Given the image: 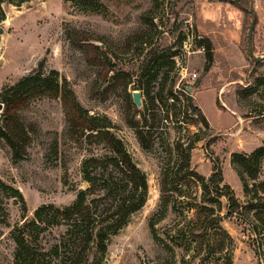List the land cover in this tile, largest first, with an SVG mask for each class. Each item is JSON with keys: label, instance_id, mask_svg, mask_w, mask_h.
I'll use <instances>...</instances> for the list:
<instances>
[{"label": "rangeland", "instance_id": "rangeland-1", "mask_svg": "<svg viewBox=\"0 0 264 264\" xmlns=\"http://www.w3.org/2000/svg\"><path fill=\"white\" fill-rule=\"evenodd\" d=\"M256 1L0 0V120L5 88L41 66L43 77L65 83L83 111L122 141L146 176L144 205L110 237L101 264H264V156L250 158L264 146V26ZM251 7L254 56L247 44ZM69 33L100 37L89 42L102 45L110 60L105 80L102 66L90 60L101 53L73 43ZM170 89L179 95L175 105L166 98ZM152 113L163 117L154 127ZM18 115L30 141L14 161L0 139V179L19 190L26 211L17 197L0 192L6 213L0 264H14L17 224L44 204L71 205L88 186L84 161L111 155L105 144L70 133L59 97H34ZM216 167L239 213H228L226 189L204 191ZM66 231L64 224L49 227L39 246L49 251L64 239L75 251ZM95 251L88 244L80 264L99 259Z\"/></svg>", "mask_w": 264, "mask_h": 264}, {"label": "trees", "instance_id": "trees-1", "mask_svg": "<svg viewBox=\"0 0 264 264\" xmlns=\"http://www.w3.org/2000/svg\"><path fill=\"white\" fill-rule=\"evenodd\" d=\"M249 13L251 14L250 11ZM68 38L81 47H89L91 50L100 53L102 51V45L89 42L91 40L98 41L100 37H92L91 39L79 37L76 39L77 37L69 33ZM207 49L211 50V44ZM208 59L212 60L211 53L208 54ZM90 60L98 62L102 66L101 76L105 80L109 74V70L106 68L107 60L110 62L108 56L101 53L100 56L94 57V59L90 58ZM40 70L41 66L30 74L21 77L14 85L5 88V108L0 120V139L10 148L13 160L17 161L22 158V153L25 152V147L30 141V135L20 120L18 112L32 98L42 95L60 98L70 133L79 137L85 136L90 143L105 144L110 149L111 155L104 158H89L84 161V179L88 186L78 192L76 200L71 205L57 208L52 204H44L34 211L32 219L25 220L22 226L17 224L12 229L11 234L16 245L13 257L14 264H51L54 257L62 262L60 264H80L81 256L85 253L88 244L91 243L96 250L95 256L100 254V258L96 259L93 264H101L102 254L106 251L110 237L117 234L127 224L131 214L144 205L148 189L147 179L134 163L122 141L112 131L98 125L94 117L83 111L71 89L65 83L59 85L57 79L43 77ZM119 76V73H115L112 79ZM109 88H106V93ZM149 98L153 103L155 97ZM166 98H171L173 105L180 100L179 95L172 89L166 93ZM186 100L191 106H194L191 97ZM195 110L198 111V116L207 126L208 122L202 112L196 108ZM144 118L147 122V117ZM162 119L161 115L152 113L150 127H154ZM190 122L197 123V120L190 119ZM136 134L141 145L146 148L144 129L138 128ZM263 156L264 146H261L255 150L250 158L257 160ZM234 161L244 162V166L248 170V165L245 163L247 160L242 161L240 155L235 154ZM222 183V171L216 167L207 182L203 183V189L204 191L210 188L217 191L226 189L224 194L229 202L228 213L231 215L239 213L240 207L233 191L228 185ZM1 191L12 197H17L22 202L23 212L26 211L24 199L18 189L0 179ZM94 194H98L96 198L93 197ZM5 219L6 213L0 198V220L5 222ZM62 224L67 226L68 238L75 242V251L71 249L72 244L64 239L54 245L51 250L44 251L39 246L40 235L49 227ZM151 227L153 230V224ZM259 248L258 246L256 250L259 251Z\"/></svg>", "mask_w": 264, "mask_h": 264}, {"label": "water", "instance_id": "water-1", "mask_svg": "<svg viewBox=\"0 0 264 264\" xmlns=\"http://www.w3.org/2000/svg\"><path fill=\"white\" fill-rule=\"evenodd\" d=\"M250 12H251L253 18H252V21H251V24H250V27H249V30H248L247 44H248L249 54L251 56H254L253 47H252V34H253L254 25H255V14H254V9L252 7L250 9ZM2 31H3V29L0 28V33H2ZM255 60L257 61V60H259V58L255 57ZM189 90H191V88H189ZM131 95H132L133 102L137 106H141L142 105V101H141V93H140V91L134 90V91H132ZM3 106L4 105L2 103H0V112L3 109Z\"/></svg>", "mask_w": 264, "mask_h": 264}, {"label": "crops", "instance_id": "crops-1", "mask_svg": "<svg viewBox=\"0 0 264 264\" xmlns=\"http://www.w3.org/2000/svg\"><path fill=\"white\" fill-rule=\"evenodd\" d=\"M255 5L257 8V13H258V16H259V21H260V24H262L264 26V0H257L255 2Z\"/></svg>", "mask_w": 264, "mask_h": 264}, {"label": "built area", "instance_id": "built-area-1", "mask_svg": "<svg viewBox=\"0 0 264 264\" xmlns=\"http://www.w3.org/2000/svg\"><path fill=\"white\" fill-rule=\"evenodd\" d=\"M191 76H192V78H196L197 77V74L196 73H193Z\"/></svg>", "mask_w": 264, "mask_h": 264}]
</instances>
